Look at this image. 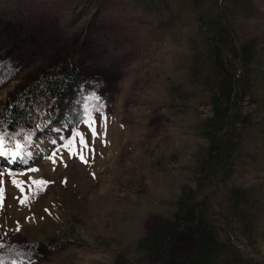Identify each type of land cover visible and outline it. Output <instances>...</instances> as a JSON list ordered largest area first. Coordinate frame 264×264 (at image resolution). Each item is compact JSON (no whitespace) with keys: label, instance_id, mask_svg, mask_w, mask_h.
I'll return each mask as SVG.
<instances>
[{"label":"rangeland","instance_id":"1","mask_svg":"<svg viewBox=\"0 0 264 264\" xmlns=\"http://www.w3.org/2000/svg\"><path fill=\"white\" fill-rule=\"evenodd\" d=\"M57 57L82 87L5 139L0 262L264 264V0H0V105Z\"/></svg>","mask_w":264,"mask_h":264},{"label":"trees","instance_id":"2","mask_svg":"<svg viewBox=\"0 0 264 264\" xmlns=\"http://www.w3.org/2000/svg\"><path fill=\"white\" fill-rule=\"evenodd\" d=\"M55 64L56 67H54V70L50 74L39 73L30 75L20 88L2 100L0 105V122L4 132L0 133L8 135L10 132L27 124L36 103L45 98L51 99L50 110L59 109L61 113L64 112L65 106L63 105V101L72 92L82 87V79L76 63L70 59L57 57ZM216 91L212 94V104L216 112L219 113L222 104ZM53 115L56 117L55 113ZM208 133L210 139L213 140L215 137L213 129L209 127Z\"/></svg>","mask_w":264,"mask_h":264},{"label":"snow or ice","instance_id":"3","mask_svg":"<svg viewBox=\"0 0 264 264\" xmlns=\"http://www.w3.org/2000/svg\"><path fill=\"white\" fill-rule=\"evenodd\" d=\"M93 134L95 135L96 133L93 132ZM7 138V134L6 133H0V155H5V156H8V155H14L13 152H11L9 149H7L5 147V139ZM14 147L19 150V149H22L24 146L22 144H19V143H16L14 145ZM81 160H84V157L81 156ZM86 162V161H85ZM31 171H35V169H32ZM14 183H16L14 181ZM21 203H23V201H21ZM0 264H2V262H0Z\"/></svg>","mask_w":264,"mask_h":264},{"label":"bare ground","instance_id":"4","mask_svg":"<svg viewBox=\"0 0 264 264\" xmlns=\"http://www.w3.org/2000/svg\"><path fill=\"white\" fill-rule=\"evenodd\" d=\"M2 93V92H1Z\"/></svg>","mask_w":264,"mask_h":264}]
</instances>
